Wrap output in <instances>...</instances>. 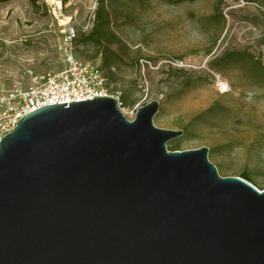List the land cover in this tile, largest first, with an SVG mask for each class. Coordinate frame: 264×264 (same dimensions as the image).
<instances>
[{"label": "water", "instance_id": "obj_1", "mask_svg": "<svg viewBox=\"0 0 264 264\" xmlns=\"http://www.w3.org/2000/svg\"><path fill=\"white\" fill-rule=\"evenodd\" d=\"M113 97L47 106L0 140V264H264V189Z\"/></svg>", "mask_w": 264, "mask_h": 264}, {"label": "rangeland", "instance_id": "obj_2", "mask_svg": "<svg viewBox=\"0 0 264 264\" xmlns=\"http://www.w3.org/2000/svg\"><path fill=\"white\" fill-rule=\"evenodd\" d=\"M106 5L120 42L112 47L120 57L112 67L116 83L103 70L120 96L121 113L131 120L139 108L159 102L154 126L186 132L168 143L169 150L206 147L222 178L246 171L264 189V83L235 66L215 65L234 50L264 56V1L106 0ZM98 6L99 0H70L66 6L40 0L37 8L27 0L1 5L0 99L62 70L63 23L77 17L86 24ZM219 13L225 25L213 18ZM96 50L79 46L77 56L101 67Z\"/></svg>", "mask_w": 264, "mask_h": 264}, {"label": "built area", "instance_id": "obj_3", "mask_svg": "<svg viewBox=\"0 0 264 264\" xmlns=\"http://www.w3.org/2000/svg\"><path fill=\"white\" fill-rule=\"evenodd\" d=\"M62 10H59L61 13ZM63 17V14H59ZM95 15L86 24L77 17L63 23V38L59 48L64 68L36 77L35 87L17 89L7 99H0V140L10 133L25 116L47 106L86 102L97 98L113 97L120 105V96L112 91L102 70L77 56L75 42L80 34H89ZM264 64V56H263ZM133 116L131 120L133 121Z\"/></svg>", "mask_w": 264, "mask_h": 264}, {"label": "trees", "instance_id": "obj_4", "mask_svg": "<svg viewBox=\"0 0 264 264\" xmlns=\"http://www.w3.org/2000/svg\"><path fill=\"white\" fill-rule=\"evenodd\" d=\"M14 0H0V6L4 4H8ZM33 8H37L39 6L40 0H27ZM70 0H60L63 6H66ZM246 4H257L260 0H244ZM264 1V0H262ZM217 11L219 10L216 7ZM214 19H219L224 25L226 24V18L222 13L216 14ZM120 42L117 39L116 34L113 33L112 30V20L111 14L109 13L108 7L106 5V0H99V6L95 14L94 26L92 31L89 34H80L78 39L75 42L76 50L79 46L87 47L92 45L95 47L96 55L102 56V64L99 67L104 76L108 79L109 85L111 86V82L109 81L108 76H106L103 69H106L111 75L112 83H116L114 79V73L112 72V67L116 60H120L119 54L112 47L115 44H119ZM215 65L222 67H230L235 66L238 69L243 70L244 72L250 74L253 78L259 79L264 83V64H263V56L254 57L248 51H239L234 50L227 55L219 62H216ZM126 96L122 97V101L127 103ZM214 108H212L213 111ZM184 135H186V132ZM183 135V136H184ZM168 151L176 152L180 151V146L177 145Z\"/></svg>", "mask_w": 264, "mask_h": 264}, {"label": "bare ground", "instance_id": "obj_5", "mask_svg": "<svg viewBox=\"0 0 264 264\" xmlns=\"http://www.w3.org/2000/svg\"><path fill=\"white\" fill-rule=\"evenodd\" d=\"M57 4L59 5V2Z\"/></svg>", "mask_w": 264, "mask_h": 264}]
</instances>
